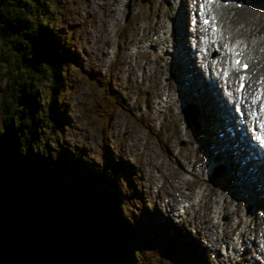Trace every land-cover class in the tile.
I'll use <instances>...</instances> for the list:
<instances>
[{
    "label": "rangeland",
    "instance_id": "obj_1",
    "mask_svg": "<svg viewBox=\"0 0 264 264\" xmlns=\"http://www.w3.org/2000/svg\"><path fill=\"white\" fill-rule=\"evenodd\" d=\"M125 1L48 0L49 7L42 10L44 20L51 22L60 39L71 35V44L76 46L73 54L82 65V68L69 65L63 74L65 86L60 95L67 101L66 112L61 120L64 123L55 127H49L50 122L45 121L50 115L49 83L41 77H32L29 66L23 67L11 59L5 46L0 45V135L4 126V100H9V93L16 88L19 76H23L27 84L32 85L33 92L26 111L38 112L40 119L37 124L22 129L17 138L24 141L28 134L42 145L45 136L49 142L50 137L56 135L60 142L81 151L80 146H83L92 161L98 160L101 144L106 143L117 164L116 176L123 184L120 189H124L121 192L128 199V209L133 211L139 225L150 224L157 238L156 227L162 230L163 222L174 226L177 235L191 242L193 252L201 251L206 264H264V204L245 191L247 187L240 189L239 173L253 167L252 164L242 169L239 163V171L231 156H227L230 164L223 158H226L224 154L219 160L217 156L214 159L213 150L218 145L212 143L213 139L210 136L207 139L203 132L185 128L182 122L180 108L193 102L187 96L192 77L185 59L179 60L186 49L185 42L192 40L183 25L191 16L186 10L192 1L140 3L131 0L130 15L124 20ZM234 3L228 8L233 9L232 19L236 28H240L235 30L234 22L231 28L238 38L259 41L257 51L261 52L264 49V4L251 8L248 14L238 15ZM184 12L185 20L181 19ZM224 25L223 22L222 28ZM250 67L253 73L259 72L264 77V60L254 61ZM251 78L256 80L253 75ZM105 93L114 96V108H108ZM213 101L212 96L207 97V108ZM108 110L113 112L106 114ZM204 113L196 118L201 130L206 129L203 128ZM218 122V118L209 121L214 129ZM221 162L226 166L224 171L230 172L208 180L211 166ZM129 173L133 174L130 192L122 182ZM255 192L261 194L259 189ZM197 194L203 198H195ZM192 196L195 201L187 199ZM222 199H225L224 209L220 206ZM182 200L186 201L184 212L182 208L178 210L177 203ZM248 204L250 208L246 209ZM215 206L219 210L217 219ZM254 206L257 211H253ZM128 209L122 216L130 215ZM224 215L226 220H221ZM258 235L261 238L256 240ZM151 240L147 233L142 234L131 248L138 250L142 259L154 261L153 264H196L193 254L179 258L184 248H177L178 251L177 246L170 249L169 255L165 253L167 259L161 256L157 260L158 256L151 253ZM240 241L245 243L241 248Z\"/></svg>",
    "mask_w": 264,
    "mask_h": 264
},
{
    "label": "trees",
    "instance_id": "obj_2",
    "mask_svg": "<svg viewBox=\"0 0 264 264\" xmlns=\"http://www.w3.org/2000/svg\"><path fill=\"white\" fill-rule=\"evenodd\" d=\"M48 3L0 0V45L11 59L28 65L32 77L49 83L50 115L45 121L55 127L64 123L66 112L67 101L60 95L65 86L63 74L69 65H82L73 54L76 46L71 44V35L60 39L51 22L44 20L42 10H47ZM16 82L9 100H4L0 135V253L15 252L21 264H153L132 249L134 240L147 233L157 260L167 259L170 249L177 246L176 250L184 248L179 258L193 254L196 264H206L201 251L193 252L191 242L177 235L174 226L163 222L162 230L156 227L157 238L150 224H138L121 192L117 164L106 143L101 144L98 160L92 161L83 146L81 151L60 142L56 135L49 142L45 136L42 145L28 134L24 141L17 138L40 118L38 112L26 111L32 85L23 76ZM103 97L109 101L108 108L115 107L112 94ZM130 177L129 173L122 180L128 192ZM126 209L130 215L122 216Z\"/></svg>",
    "mask_w": 264,
    "mask_h": 264
},
{
    "label": "bare ground",
    "instance_id": "obj_3",
    "mask_svg": "<svg viewBox=\"0 0 264 264\" xmlns=\"http://www.w3.org/2000/svg\"><path fill=\"white\" fill-rule=\"evenodd\" d=\"M243 2H244V7H242V9H238V11H239L238 15L248 14L247 12L248 11L250 12L251 8L253 9V8H256V7L261 6L262 4H264V0H243ZM213 6H214L215 16L218 18V23H221V21H223V22L226 21V24L223 27L224 29L221 30V28H220L219 32H223L226 35L228 34L229 37L231 35H234L236 33V31H234V29L231 28V25H233V20H232L233 12L231 11V9L230 8H228V9L220 8V7H217L216 5H213ZM182 18H183V20L186 19L185 12H184V14H181V19ZM239 18H240V16H239ZM210 37H213V35L210 36L209 33L205 32V38L202 39V40H204L205 45H206V52L208 51L209 47H211V49L213 47H216L215 50L212 49V52H214V51L215 52H219L220 51L221 53L224 52L223 50L225 48L226 51L229 50V54H231V55H232V50L241 51V53H242V55L244 57L249 56L248 59H249V64L250 65L252 64V61H263L264 60V49L261 52L257 51L258 47H259V45H261V43L259 41L255 40V39L241 38V39H234L232 41L231 40L228 41V40H226V38H227L226 37V38H224L225 41H223L221 43L219 41L212 40V38H210ZM162 38H164V37L162 36ZM263 44H264V42H263ZM231 45H232V47H229ZM226 57H227V55L223 54V56L218 59V61L216 63L217 64L216 66H218L219 68L227 69L228 67H227ZM202 59L207 64H209V60L206 59V56H202ZM246 72L248 73V71H246ZM252 75L256 77V80L251 78ZM252 75L250 76V81H251L250 86L249 87L247 85L244 86L245 92L247 90H248L247 92H249V93L251 92L250 94L248 93V97L253 94L252 93L253 91L255 92V94H257V92H258L257 90L258 89L259 90H263L264 89V80H263L264 77L261 76V74L259 72H254V73H252ZM233 76H234V72H231L230 80H233ZM260 76L262 77V79H260L261 78ZM215 83H218V81H215ZM256 86H257V90H255ZM227 90H230L232 92V88H230V87H228ZM247 92H246V94H247ZM219 94H220V92H219ZM220 100L222 101V98H220ZM186 106L187 105H183L180 108L182 114H183ZM223 108L225 110L224 113H225L226 117H221V115H220L219 116V121H222L223 119H226L228 121L227 124H233L234 123V121H233L234 119L232 118L229 109L224 104H223ZM241 108L245 109L244 105H241ZM251 113L253 114L251 119L255 120V118L257 117L256 109L251 110ZM184 116H185V119H186L187 122H193L191 117L189 115H187V112H185ZM215 120H217V118H215ZM185 128H188V127H185ZM246 129L247 128L244 129L242 127L239 128L238 137L236 138L237 140L239 138L241 139L247 133ZM218 130H221L219 126H218ZM225 138H231V137L225 136ZM219 148H223V149H219ZM233 152L236 155L237 161H239V163L241 164V168L242 169H245L246 167H248L249 164H252L250 166H253V167H250V169H248V170L247 169L244 170V173H242V178H243L242 181L246 185L249 186V188H250V190H251V192L253 194H254V191L256 189H259V192H261L263 194L264 193V155L262 153H257L255 150H250V151L247 150L243 146V144H240V142L239 143H235L233 149L229 148V145H222L221 144L220 146L215 147V149L213 150V155L215 154V156L217 155V156H221L222 157V155L224 154V155H226V157L227 156L229 157V156H231V154ZM250 155L256 156L259 159V161L251 163V160H249ZM263 196H264V194H263ZM189 198L193 199L194 197L193 196L192 197H188L187 199L190 200ZM195 198H203V197H201V196H199L197 194L195 196ZM250 199L252 200V197H250ZM261 199L264 202V197L261 198ZM183 206H184V204H183ZM183 206H181V208L183 209V212H184V207ZM220 206H223L222 209H224V207H225V199H222V201L220 203ZM218 211H219L218 210V206H215L214 207V213H215L214 217H215V219H217L219 217ZM235 211H236V209L234 208L232 212L235 213ZM262 225H264V216H263ZM259 238H261V237H259V235H258L255 239L257 240ZM255 239H254V242H255ZM254 242H252V244ZM240 244L244 245L245 243L242 244V241H240ZM1 262L2 263H6L8 261L4 262V261L0 260V264H1ZM6 264H14V260H12V262L9 261Z\"/></svg>",
    "mask_w": 264,
    "mask_h": 264
},
{
    "label": "water",
    "instance_id": "obj_4",
    "mask_svg": "<svg viewBox=\"0 0 264 264\" xmlns=\"http://www.w3.org/2000/svg\"><path fill=\"white\" fill-rule=\"evenodd\" d=\"M143 1L144 0H140V2H143ZM126 8H128V4L126 5ZM188 107L189 106H187L185 109H187ZM188 126H189V123L187 121H185V127H188ZM197 128H198L197 123L195 121H193V129L196 130ZM219 171H220L219 168H214V171L211 174L210 178H212ZM0 260H2L4 262H6V261L12 262V260H14V264H21L20 257L15 252H12V253H0ZM8 262H6V263H8ZM6 263H2L1 262V264H6Z\"/></svg>",
    "mask_w": 264,
    "mask_h": 264
},
{
    "label": "snow or ice",
    "instance_id": "obj_5",
    "mask_svg": "<svg viewBox=\"0 0 264 264\" xmlns=\"http://www.w3.org/2000/svg\"><path fill=\"white\" fill-rule=\"evenodd\" d=\"M205 23H207V21H205ZM238 63V62H237ZM245 67H247V65H245ZM243 80V77L241 78ZM242 86V85H241Z\"/></svg>",
    "mask_w": 264,
    "mask_h": 264
}]
</instances>
